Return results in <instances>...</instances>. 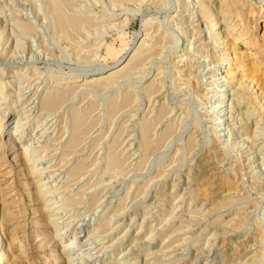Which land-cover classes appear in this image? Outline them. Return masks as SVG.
<instances>
[{
  "label": "rangeland",
  "instance_id": "obj_1",
  "mask_svg": "<svg viewBox=\"0 0 264 264\" xmlns=\"http://www.w3.org/2000/svg\"><path fill=\"white\" fill-rule=\"evenodd\" d=\"M198 1L69 0L65 13L87 23L65 34L53 26L47 0H0V69L24 68L12 85L40 114L37 126L32 120L15 133L18 141L7 139L14 123L0 111V203L12 214L11 251L25 245L24 264H67L45 224L41 195L62 204L64 232L86 240L88 255L75 261L81 264H264V120L257 122L256 112L237 102L234 86L226 87ZM242 1L233 8L259 36L264 5ZM207 2L217 10V0ZM11 19L33 27L7 35ZM141 38L138 67L74 89L54 110H39L41 96L57 86L80 85L96 69L104 75L123 65ZM74 76L80 81L71 82ZM2 79L4 109L15 97ZM72 115L80 117L75 133ZM141 125H149L145 133ZM38 134L28 156L39 155L55 184L41 195L15 149ZM110 151L118 159L112 166ZM223 178L233 183L230 197L212 188L206 198L196 193L197 185Z\"/></svg>",
  "mask_w": 264,
  "mask_h": 264
},
{
  "label": "bare ground",
  "instance_id": "obj_2",
  "mask_svg": "<svg viewBox=\"0 0 264 264\" xmlns=\"http://www.w3.org/2000/svg\"><path fill=\"white\" fill-rule=\"evenodd\" d=\"M68 1L69 0H47L48 6H49V9L51 12V19H52L53 26L55 28L57 27L58 30H60L61 32L65 33V34L69 33L72 29L79 28L80 25L87 23L86 18L79 17V16L78 17L69 16L65 13L64 8L68 4ZM207 1L208 0H199L198 1L199 5H200V10H199L200 13L199 14H200V18H201L202 23L205 24L204 28L206 30H208V33H210L211 40H212L210 42V44H211L212 49H213L211 54H212V57L214 58V60L216 62V65L219 66V68L221 69V75H222L221 77L223 78L226 87L227 86H230V87L234 86L233 93H234V95H237V98H238L237 102H240V103L246 105L247 108H251V111H255L256 112L255 117L257 118L256 119L257 122L264 120V47H262L264 45V11H261V15H262L261 17H263V19L261 20L263 31L259 36H257V35L252 33V31L250 29L251 27H249L248 24H243V22L240 21L241 17H240L239 11H241V10L238 11V9L233 8V7L241 8V6H243L246 2H243L242 0H236V1L235 0H233V1L232 0L231 1L230 0H217V3H218L217 8H216L217 10H213L212 6L209 5ZM248 1L251 5H253V4L260 5L259 9H262V5H264V0H248ZM235 2L237 4H235ZM229 14L231 15L230 17L236 18V20L234 21V24L232 26L228 25L227 21H226V19L228 18L227 15H229ZM245 14H246L247 18L250 16L248 19L253 18V16H252L253 11L246 12ZM88 22H91V21H89V19H88ZM4 23H5V21H4ZM8 24L10 26H7L8 27L7 31L9 30V27H11V29L7 35H11L13 32H14L13 35H15L16 31H18L20 33L25 32V31H30L31 28L33 27L28 23V21L27 22H21V21H18L17 19H15V20L11 19ZM0 25H1V23H0ZM4 27H6L5 24H4ZM0 35H1V33H0ZM8 38H7V40L10 39V38L9 39ZM10 44L13 47H16L17 45H19V42L17 39L14 38L13 41L11 39ZM143 44H144V38L143 39L141 38L137 47L130 54L127 61L123 65L117 66L116 68H113L112 70L108 71V73H104V75H99V74L103 73L105 70H99L100 68L98 67L99 69L98 70L96 69V71L94 70L95 72H93L89 77L87 75L88 78L86 77L84 83H82L80 85H75V86L73 85L71 87L67 86V87L61 88V87L57 86L58 89H55V90H53V92H50V93L47 92L46 94L42 95L41 98L39 97L40 98L39 110L42 113L44 111L49 112L47 110H54L55 108L58 107V105L60 103H62L64 100H66L68 97H70V95H72L71 93L74 92V89L81 87V86H86V85L88 86V85H91L93 83H94L93 86L98 85V84L100 85L101 80H108V79L114 78L120 74H122V75L126 74L127 71L138 67V65H140V63H141L140 61H142L141 60L142 59L141 52L144 50ZM144 47H145V45H144ZM22 69H24V68H20L17 70V69H8L7 67H5V68L0 69V84H2V80H3L2 78H7L6 85L9 86L8 96L15 97L14 98V106L11 107V105H12V103H11V105L10 104L4 105V109L0 108V111H2L1 114L4 115V117H5V121H8L9 119L10 120L12 119L14 121V122L12 121V123H14V126L12 128V132H10L7 139H11L12 138L11 136H14V138L18 139L17 134H15V133H18L20 127H22L25 123H27V122L29 123L30 121L33 120L37 126V124L39 122L37 120H38V115H40V114H37V110H35V106L33 105V101L30 102L28 97L27 96L25 97L24 93L19 92V91L17 92V88L15 91V88L12 85L14 79L19 80L18 74H19V71H21ZM25 69H26V67H25ZM7 70H8V74L10 76H7V77L3 76L4 71H7ZM5 73H7V72H5ZM219 73H220V71H219ZM79 81L80 80L78 79V76L72 77L71 82L77 83ZM18 84H19V82H18ZM56 84L57 83H55L54 85H56ZM60 86H62V85H60ZM147 86H149V85H147ZM146 88L148 89V87H146ZM15 92H17L18 94L17 93L15 94ZM20 93H21V95H20ZM66 94L69 96H66ZM66 102H67V100H66ZM16 103L17 104L19 103L18 107L21 106V108H18V109L15 108V107H17L15 105ZM0 105H2V103H0ZM257 109H260V111ZM248 111H250V109ZM245 112H247V111H245ZM253 114H254V112H253ZM243 115H244V112H243ZM72 116H73V118H72L73 120L71 121L72 122L71 126L72 125L75 126L74 131H73L75 133L76 126L78 129V127H79L78 125L81 124V123H79L80 117L77 116L78 118H76L75 115H72ZM78 120H79V122H78ZM245 122H246V120H245ZM141 124H142V122H141ZM0 127H1V125H0ZM148 127H149V125H148ZM148 127L146 128L144 125H141V128H142L144 133L146 132V129L148 130ZM44 128H42L40 130V132H39L40 134H43L45 132L46 129H44ZM77 131H76V133H77ZM149 131H150V129H149ZM36 133H38V132H36ZM40 134L33 135V137H32L33 140L31 142H26L25 144L20 145V147L17 146L18 144L15 146V149H20V156L22 159H24L26 165H30V168H28L29 173L34 174V176L37 178V181H36L37 184L35 185V187H36L35 193H37L39 195H41L40 193L42 191L45 192L46 190H48V191L51 190L55 185L53 183L54 179H52V175L47 173V172H44V169L47 166L45 167L43 165H38V163L41 161V158L39 157V155L38 154L36 155L33 153L34 154L33 156H28L30 150H32L34 148L31 144L38 142V139L41 137V136H39ZM146 135H147V133H146ZM37 137H39V138H37ZM144 137H146V136H144ZM73 140H74V138H73ZM143 140H144V138H143ZM18 141H20V140L18 139ZM11 144H12V142H11ZM31 146H32V149H31ZM143 146H144V144H143ZM42 147H44L45 150L47 148V147H45V145L41 146V148ZM36 148L34 150H36ZM113 155L114 154L110 151L108 156H107V160L105 159L108 166H112V165H115L118 163V159L116 157H114ZM41 176H42V178H41ZM211 188L214 189L215 191L217 190V191L224 192L227 197H230L231 194L233 193V183H231L227 178H223V179H220L218 181H215L211 185H208V184L204 185L203 183H201V184L196 186V193L198 194V196H201L202 198H206L209 195V191ZM26 193H27L26 197H31L33 195V194H31L30 190H27ZM39 195H38V197H40ZM54 197L55 196H53V195L48 196V197L46 195V198L44 199V196L41 195V197H40L41 198L40 210H45L47 212L49 211L48 213H46L47 217L45 220V224H51L52 225L53 232H54L53 238L55 240L59 241L58 244L61 247V252H65V254H66L65 257L67 258V264H73V261L74 262L77 261L78 256H79L78 257V260H79L82 258L83 255H85V254L88 255V249L89 248H86L87 244L82 245V242L84 243L86 241V240L81 241L82 237H80V239L77 241L78 236H77L76 231L74 233H72L73 232L72 230L67 231L69 234H71V237L67 238V236H66L67 232H64V231L67 230L68 224L66 223L64 225H61L63 223L60 222L61 217L59 216V214L63 211L62 210L63 206H61L62 204L57 205L59 203H57V201H56L57 199H55ZM32 199H34V197ZM68 200H70V199H68ZM36 211H37L36 208H33V213ZM11 215L12 214H11L10 208L8 206H6L5 203L4 204L2 203V205L0 203V264H19V263L24 264L23 260L28 259L27 258L28 256L25 255L26 253L22 252V250L25 248V245L23 243H20V247H18L16 249V252L11 251V248L14 245L15 233H14V231H10L9 233L6 231L7 227L9 226L7 220H9L12 217ZM7 234H10L11 236L8 238ZM62 239H64V241ZM78 246H79L80 251L70 252V250L73 251ZM22 254H24L23 255L24 258L21 256ZM80 262L78 261V262H75L74 264H81Z\"/></svg>",
  "mask_w": 264,
  "mask_h": 264
}]
</instances>
